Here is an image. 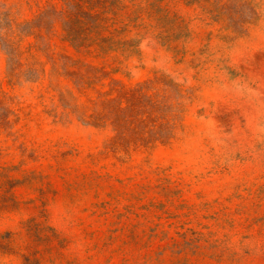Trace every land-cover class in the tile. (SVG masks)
I'll return each instance as SVG.
<instances>
[{
    "label": "rangeland",
    "instance_id": "obj_1",
    "mask_svg": "<svg viewBox=\"0 0 264 264\" xmlns=\"http://www.w3.org/2000/svg\"><path fill=\"white\" fill-rule=\"evenodd\" d=\"M0 264H264V0H0Z\"/></svg>",
    "mask_w": 264,
    "mask_h": 264
}]
</instances>
